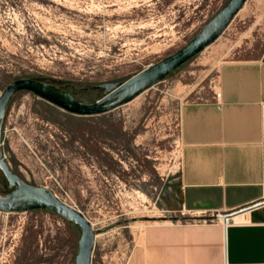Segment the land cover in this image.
I'll return each mask as SVG.
<instances>
[{"label": "rangeland", "instance_id": "rangeland-1", "mask_svg": "<svg viewBox=\"0 0 264 264\" xmlns=\"http://www.w3.org/2000/svg\"><path fill=\"white\" fill-rule=\"evenodd\" d=\"M229 0H0V94L52 84L93 103L184 47ZM264 54V0L132 101L76 116L26 91L8 103L2 150L14 173L80 210L96 231L90 264H126L143 231L209 221L179 211L181 110L211 100L221 66ZM0 170V196L11 191ZM211 219V218H210ZM81 230L47 210L0 211V264H75Z\"/></svg>", "mask_w": 264, "mask_h": 264}, {"label": "crops", "instance_id": "crops-1", "mask_svg": "<svg viewBox=\"0 0 264 264\" xmlns=\"http://www.w3.org/2000/svg\"><path fill=\"white\" fill-rule=\"evenodd\" d=\"M180 132L179 211L209 221L143 231L126 264H264V54L224 63Z\"/></svg>", "mask_w": 264, "mask_h": 264}, {"label": "water", "instance_id": "water-1", "mask_svg": "<svg viewBox=\"0 0 264 264\" xmlns=\"http://www.w3.org/2000/svg\"><path fill=\"white\" fill-rule=\"evenodd\" d=\"M245 2L246 0H229L184 47L149 65L127 80L95 85L93 88L102 91V96L93 103L80 102L71 92L38 80L20 78L10 82L0 94V146L2 144V119L8 103L16 93L30 92L55 107L76 116L105 114L132 101L143 91L162 81L182 64L213 43L230 24ZM0 170L12 188L6 195L0 196V211L47 210L73 222L81 230L75 264H90L96 231L84 214L59 200L47 188L31 185L14 173L5 160L1 149ZM222 217L226 220L227 216Z\"/></svg>", "mask_w": 264, "mask_h": 264}]
</instances>
